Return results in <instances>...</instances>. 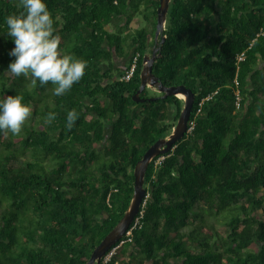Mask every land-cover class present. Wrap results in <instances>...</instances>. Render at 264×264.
<instances>
[{"label":"trees","instance_id":"trees-1","mask_svg":"<svg viewBox=\"0 0 264 264\" xmlns=\"http://www.w3.org/2000/svg\"><path fill=\"white\" fill-rule=\"evenodd\" d=\"M45 2L87 68L63 96L9 79L5 18L21 9L0 0V100L32 108L20 135L0 132V264H86L122 219L136 164L183 109L148 86L133 99L158 47L155 77L195 94L191 130L149 164L143 214L101 264H264V0H172L157 40L160 0Z\"/></svg>","mask_w":264,"mask_h":264},{"label":"clouds","instance_id":"clouds-1","mask_svg":"<svg viewBox=\"0 0 264 264\" xmlns=\"http://www.w3.org/2000/svg\"><path fill=\"white\" fill-rule=\"evenodd\" d=\"M18 7L21 9L18 13L5 18L6 34L15 45L9 55L15 59L4 75L9 79L21 76L30 79V88H35L37 81L40 86L51 83L53 95H65L85 75L87 61L61 48L62 37L56 27L59 17H53L45 0H19ZM31 114L32 108L24 103L22 94L6 96L0 100V132L20 135ZM55 119V113L49 112L44 123L51 124ZM77 119L75 109L67 113L69 131Z\"/></svg>","mask_w":264,"mask_h":264},{"label":"water","instance_id":"water-1","mask_svg":"<svg viewBox=\"0 0 264 264\" xmlns=\"http://www.w3.org/2000/svg\"><path fill=\"white\" fill-rule=\"evenodd\" d=\"M172 0H160V6L157 10V25L155 32V39L157 40L159 36L164 31V26L166 23L167 14L169 11V6ZM165 37H162L160 46L163 45ZM161 47L153 50L152 55H145L143 57V68L140 74V88L138 92L134 95V100L136 102H143L144 100L139 98L140 93L147 86L152 89H157L159 93L164 94L163 97L168 96H178L183 94L185 96L184 106L178 118L177 125L173 129L172 133L166 138H161L157 140L152 146H150L143 157L138 161L134 169V193L130 205L124 216L119 221V223L107 234V236L100 242V244L94 249L91 257L86 264H101L102 259L105 255L118 243L120 242L127 231L129 230L131 224L133 223L135 217L138 215L143 200L146 196L147 190L144 187L145 175L149 164L158 156L168 154L174 147V145L182 140L189 128V120L191 117L193 104L195 101V94L184 86H172L165 87L157 77L153 74V64L157 59L158 52H160Z\"/></svg>","mask_w":264,"mask_h":264},{"label":"built area","instance_id":"built-area-1","mask_svg":"<svg viewBox=\"0 0 264 264\" xmlns=\"http://www.w3.org/2000/svg\"><path fill=\"white\" fill-rule=\"evenodd\" d=\"M238 60L239 61H241V60H243V55H241V56H239L238 57ZM234 82V84L236 85V86H238L239 84H238V81L237 80H234L233 81ZM191 129V128H190ZM143 214V212L142 211H140V215H142ZM138 223V218H136L135 219V222H134V225H133V227L130 229V230H128L127 231V233H126V236H130L131 235V232H132V230H133V228L136 226V224ZM122 244V243H121ZM118 247H114L103 259H102V262L101 263H107L109 260H111V257L113 256V254L115 253V251H116V249H117Z\"/></svg>","mask_w":264,"mask_h":264},{"label":"rangeland","instance_id":"rangeland-1","mask_svg":"<svg viewBox=\"0 0 264 264\" xmlns=\"http://www.w3.org/2000/svg\"><path fill=\"white\" fill-rule=\"evenodd\" d=\"M144 25H145V23L142 22V24L139 25V28L143 27ZM116 63L118 64V66H121V67H124L126 65L124 60L122 62L118 60V61H116ZM158 95L155 94V93H150V96H155L156 97ZM182 105L184 106V103ZM177 122H178V120H177ZM177 122H176L175 126L177 125Z\"/></svg>","mask_w":264,"mask_h":264},{"label":"flooded vegetation","instance_id":"flooded-vegetation-1","mask_svg":"<svg viewBox=\"0 0 264 264\" xmlns=\"http://www.w3.org/2000/svg\"><path fill=\"white\" fill-rule=\"evenodd\" d=\"M125 67H126V65H125L124 67L121 68L122 71L125 69ZM173 119H174V117H173ZM173 119H172V120H173ZM106 131H107V132L109 131V130H108V127L106 128ZM171 133H172V132H171ZM171 133H170V134H171ZM170 134H169V135H170ZM166 137H167V136H166ZM166 137H165V138H166ZM134 169H135V168H134ZM133 175H134V171H133Z\"/></svg>","mask_w":264,"mask_h":264},{"label":"bare ground","instance_id":"bare-ground-1","mask_svg":"<svg viewBox=\"0 0 264 264\" xmlns=\"http://www.w3.org/2000/svg\"><path fill=\"white\" fill-rule=\"evenodd\" d=\"M178 96H179V98H181V99L185 98L183 94L178 95Z\"/></svg>","mask_w":264,"mask_h":264},{"label":"crops","instance_id":"crops-1","mask_svg":"<svg viewBox=\"0 0 264 264\" xmlns=\"http://www.w3.org/2000/svg\"><path fill=\"white\" fill-rule=\"evenodd\" d=\"M120 68H122L121 66H119Z\"/></svg>","mask_w":264,"mask_h":264}]
</instances>
